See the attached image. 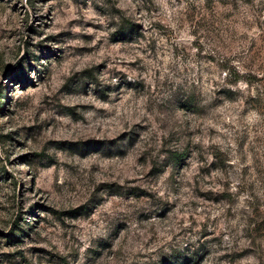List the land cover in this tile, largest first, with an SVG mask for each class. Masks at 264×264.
<instances>
[{
	"label": "rangeland",
	"instance_id": "1",
	"mask_svg": "<svg viewBox=\"0 0 264 264\" xmlns=\"http://www.w3.org/2000/svg\"><path fill=\"white\" fill-rule=\"evenodd\" d=\"M0 264H264V0H0Z\"/></svg>",
	"mask_w": 264,
	"mask_h": 264
}]
</instances>
